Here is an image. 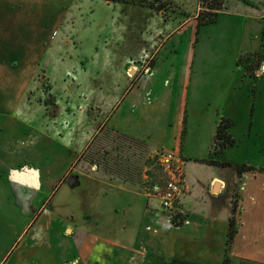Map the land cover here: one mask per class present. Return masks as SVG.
<instances>
[{
    "label": "crops",
    "instance_id": "crops-1",
    "mask_svg": "<svg viewBox=\"0 0 264 264\" xmlns=\"http://www.w3.org/2000/svg\"><path fill=\"white\" fill-rule=\"evenodd\" d=\"M16 1L0 0V195L5 194L8 201L0 204V264H224L227 253L233 261L264 264V164H244L255 171L239 174L240 167L233 164L224 167L203 162L215 160L211 153L214 155L215 134L222 119L232 121L233 132L236 109L243 100L242 90L236 88L242 70L238 60L260 50L264 56V15L241 10L232 14L227 3L214 25L222 14L238 18L242 23L237 32L240 50L235 58L215 63L196 58V20L171 27L156 51L155 64L138 77L131 74L140 67L130 64L126 70L130 83L116 104L100 114L90 139L76 146L63 127L55 133L50 125L36 126L29 117L33 110L21 109L34 79L26 71L18 74L10 54L15 51L12 43L24 18L14 12ZM255 40L258 43L252 46ZM262 62L264 68V58ZM211 68L215 70L209 71ZM255 93L250 134L255 116L264 113L257 106L264 101V92L258 88ZM200 99L205 101L201 108L195 102ZM210 101L218 103L204 141L209 154L193 159L212 172L199 180L188 171L189 159L182 156V145L188 136L196 147L202 145L204 123L199 117L203 109L209 110ZM51 108L66 112L57 104ZM225 110L228 115L217 118ZM191 112L196 120L190 130ZM67 126L68 133L75 130ZM104 129L144 143L151 154L178 153L184 160L186 195L178 226L159 200L146 197L143 187L110 178L95 167L87 174L84 161L77 163L86 145ZM223 156L215 161L229 163ZM65 183L71 184L67 194L72 193L73 199L64 195L61 202L48 203ZM236 186L238 202L233 213ZM232 217L237 234L228 252Z\"/></svg>",
    "mask_w": 264,
    "mask_h": 264
},
{
    "label": "rangeland",
    "instance_id": "rangeland-1",
    "mask_svg": "<svg viewBox=\"0 0 264 264\" xmlns=\"http://www.w3.org/2000/svg\"><path fill=\"white\" fill-rule=\"evenodd\" d=\"M149 1L154 5L157 3V0ZM159 1L165 4V9L140 5L137 0H17L14 12L24 18L21 19L22 30L16 31L15 43H12L15 44V51L10 54L17 63L18 74L26 71V76H33L34 79L29 86V104L26 103V97L21 103V109L33 110L29 116H32L33 121L29 117L26 121H32L36 126L50 125L49 129L55 133L63 127L62 131L73 139L76 146L84 145L101 120L100 114L106 113L112 104H116L124 87L130 83L126 73L130 64L135 63L140 67L133 70L131 77L143 74L155 64L156 51L164 44V36L171 27L192 19L198 23L200 17L205 20L210 13L201 0ZM227 3L230 6L227 11L232 14L241 10L246 14L256 12L264 15V0H227L225 8ZM262 25L264 27V22ZM241 26L238 18L227 17L226 14L220 15L215 25L202 28L197 24L193 39L198 62L215 63L235 58L240 50L237 32ZM256 43L257 40L251 44L255 46ZM260 51L243 55L238 60L242 70L236 88L242 90L243 100L236 109L232 134L229 130L236 143L230 149L227 148L226 157L216 145L214 155L211 153L215 160L218 161L222 155L229 162L220 163L224 167H233L232 164L236 168L244 164H264V113L255 116L256 125L250 134V105L255 103L254 96L258 88L261 93L264 92V56L263 50ZM214 70L209 69L211 72ZM195 102L198 107L205 103L204 99ZM210 103L212 105L206 107L209 110L203 109V115L199 117L204 123L202 145L198 143L199 147H196L190 136L182 145V156L189 159L188 171L199 180H203L199 177L212 172L209 166L195 163L193 159L194 156H206L208 151V142L204 141L208 138L212 124L210 120L215 116L214 104L218 101ZM56 104L66 112L61 114L51 108ZM44 106L46 108L42 110L40 107ZM257 106L263 111L264 101L257 103ZM77 108L82 109V112ZM44 114L47 118H44ZM219 114L217 118L228 115L226 110ZM194 117L192 114L190 130L196 120ZM67 125L75 127V130H71L73 133H68ZM20 136L23 138L18 133L17 137ZM159 152L166 151L156 153ZM154 155L148 152L144 143L104 129L86 145L77 163L84 161L87 174L91 172V167H95L110 178L128 180L144 188V174L152 178L159 175ZM215 160L208 161L217 162ZM185 166L184 162L186 174ZM69 185L65 183L61 193L54 198L49 197L48 203L57 204L64 195L73 199L72 193L67 194ZM6 198L5 194L0 195L1 205L8 202ZM236 199L237 186L233 201ZM224 264L250 263L233 261L227 253Z\"/></svg>",
    "mask_w": 264,
    "mask_h": 264
},
{
    "label": "built area",
    "instance_id": "built-area-1",
    "mask_svg": "<svg viewBox=\"0 0 264 264\" xmlns=\"http://www.w3.org/2000/svg\"><path fill=\"white\" fill-rule=\"evenodd\" d=\"M154 156L159 175L146 176L143 192L147 198L159 200L164 212L174 220L181 221V205L186 195L184 162L175 153L159 152Z\"/></svg>",
    "mask_w": 264,
    "mask_h": 264
},
{
    "label": "trees",
    "instance_id": "trees-1",
    "mask_svg": "<svg viewBox=\"0 0 264 264\" xmlns=\"http://www.w3.org/2000/svg\"><path fill=\"white\" fill-rule=\"evenodd\" d=\"M107 1H114L116 2L117 0H107ZM140 5H145L149 6L150 8H155V9H165V4H161L159 0H157L156 4L154 5L153 2L149 0H137ZM203 3V6L205 9H207L208 13L207 18L204 20L202 17L198 19V27L214 24L217 20L218 14L220 11H222L225 8L227 0H201ZM159 4V7H158ZM232 127V121L227 120V119H222L217 127L216 134H215V145L218 147L219 152L221 150L231 148L235 145L236 140L232 137V135L229 133V130ZM218 153V151H217ZM219 154V153H218ZM204 163L207 164H217V165H224L220 164L214 161H203ZM255 171L254 168L252 167H247V166H242L239 168V174H243L245 172H251ZM237 199L233 201V213L236 212L237 208ZM173 224L175 226H178L177 220L175 219ZM237 234V228H236V221L235 218L232 217L230 219V232L228 235V242H227V251L229 252L232 247V242Z\"/></svg>",
    "mask_w": 264,
    "mask_h": 264
},
{
    "label": "water",
    "instance_id": "water-1",
    "mask_svg": "<svg viewBox=\"0 0 264 264\" xmlns=\"http://www.w3.org/2000/svg\"><path fill=\"white\" fill-rule=\"evenodd\" d=\"M132 73H133V71H132ZM217 188H218V185L216 186L215 190H217Z\"/></svg>",
    "mask_w": 264,
    "mask_h": 264
}]
</instances>
